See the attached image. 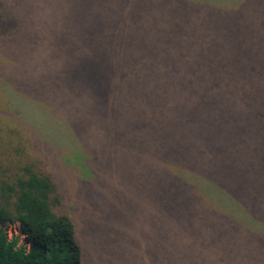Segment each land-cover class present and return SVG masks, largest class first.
I'll return each mask as SVG.
<instances>
[{
  "label": "trees",
  "instance_id": "trees-1",
  "mask_svg": "<svg viewBox=\"0 0 264 264\" xmlns=\"http://www.w3.org/2000/svg\"><path fill=\"white\" fill-rule=\"evenodd\" d=\"M156 11L177 16L170 39L163 40L170 47L164 49L163 41L156 50L145 45L142 58L137 59L144 62L141 78L137 69L124 78L130 102L125 124L153 125L158 131L155 156L140 151L139 161L128 155L116 158L104 148L112 161L105 170L138 171L139 176L129 178L128 185L142 193L155 157L158 186L174 192L175 264H243L248 249L264 242V0H127L119 18L124 16L121 24L125 27L132 24V18L144 19L136 15ZM0 14V35L14 37L23 29L10 15ZM77 14L83 21L89 13ZM112 24L117 23L112 20ZM124 27L95 28L91 41L89 36L82 37L88 43L74 50L71 42L77 39H68L65 33L46 36L43 49L53 60L51 66L40 67L50 77L46 86L38 82L45 80L34 62L26 59L25 47L14 53L13 67L0 73V94L6 98V102L0 98V159L11 164L0 160V223H18L27 243L19 244L18 237L9 238L0 228V264L80 263L82 249L70 215L74 207H67L75 192L62 188L63 183L68 186L67 180L61 183L51 173L37 170L31 160L24 163L28 156L22 128L27 124L33 131L28 135L46 143L43 122L53 119L46 115L43 121L44 110L37 104L58 103L52 90L63 86L70 75L100 77L101 81L107 77L90 87L97 101L101 94H116L118 82L113 75L120 71L115 70V63L122 61ZM128 62L122 61V69ZM149 62L162 68L159 75ZM196 64L210 74L189 77V68L195 69ZM220 64L226 73L222 77L216 75ZM136 83L143 89L133 100ZM28 105L36 110L25 112ZM9 109L15 111L17 130L3 120L9 118ZM88 114L84 112L86 119ZM103 116L96 114L92 121L95 127L100 123L109 126L99 129L98 136L119 134L122 119ZM61 119L65 133L71 136L72 121ZM91 125H81L82 130ZM147 132L139 133L144 144L150 140ZM81 168L82 178L90 181L89 170ZM118 181L113 180L116 187ZM151 238L154 252L170 264L168 245ZM258 264H264V256Z\"/></svg>",
  "mask_w": 264,
  "mask_h": 264
},
{
  "label": "rangeland",
  "instance_id": "rangeland-1",
  "mask_svg": "<svg viewBox=\"0 0 264 264\" xmlns=\"http://www.w3.org/2000/svg\"><path fill=\"white\" fill-rule=\"evenodd\" d=\"M126 1L0 0V13L10 15L8 17L14 18L23 26V29L14 37L0 35V61L2 63L0 73L13 67L10 60L14 53L19 47H25L26 59L34 62V68L45 80L38 82L46 86L50 77H47L40 67L45 63L51 66L53 60L46 56L43 49L46 46L44 38L50 35L59 37L65 33L68 39L69 37L72 40L77 39L71 42L74 43L71 49L74 50L79 44L88 43L82 37L89 36L88 41H91V31L95 28L106 27V30L113 26L123 28L121 23L124 16L120 19L119 12L125 9ZM83 10L88 11L89 14L88 18L82 21V19H78L77 15L79 14L77 13H81ZM136 17H144V19L139 21L132 18V24L124 27L127 28L125 34H122L124 48L119 56L122 61L134 62L129 67L128 62L123 69L122 61L115 63V70H120L117 75H113V77L116 76L115 83L118 82L116 94H101L97 101L93 94L95 89L90 87L95 86L97 81L98 84L107 81V77L101 81L100 77L70 75V77H65L63 86L52 90L58 103L51 100V102L44 101L37 104L38 108L44 110L43 121H46V115L53 119L48 124L43 122L46 143L34 141L36 135L33 137L28 135L33 131L27 127V124L22 128L24 132L22 135L23 146L28 156L24 163L28 164L31 160L30 164L37 170L47 171L59 181L67 180L68 186L63 183L62 188L69 192H75V195L67 200V207H74L70 215L75 226L76 239L80 242L82 249L79 264H169L154 252L152 245L155 240L151 236L162 240L163 245H168L170 264H175L177 256L173 244L174 192L173 188L158 186L155 157H153L150 170L145 175L142 193L136 191L135 188L130 190L128 185L129 178L135 176V179L139 176L138 171L134 174L127 172L126 169H124L125 173L105 170L112 166V161L110 156L108 158L104 154V148H108L116 158L128 155L131 157L130 160L139 161L140 151L148 153L149 156H155L153 152L156 147L154 135H157L158 131L154 130L153 125H147L140 121L134 124L132 121L129 125L125 124L127 114L130 112V102L125 94L127 80L125 81L124 78L134 69H137L139 77L141 76L140 70L144 62L137 61V59L142 58L145 45L150 47L151 44L153 48L150 47L148 50H156L163 40L167 37L170 39L175 25L174 18L177 16L156 11L153 14L136 15ZM32 19V24L40 28V33L32 31V24H30ZM112 20H115L117 24H112ZM150 20H153L151 25H144ZM161 44L164 49L170 47L167 41L166 43L163 41ZM33 58L35 60H32ZM113 58L114 56L112 60ZM133 64L136 66L135 68ZM146 64L148 63L144 65ZM148 65L158 75L159 71H162V68H158L157 64L153 62H149ZM193 67L195 69L189 68V77L201 78L209 73L207 70L200 69L201 64H196ZM219 68L220 72L216 75L218 77L225 76L223 65L220 64ZM135 86L133 100L139 95V89H143V86L138 83ZM1 96L0 94V98L6 102V98ZM29 107L30 105L27 106L28 109L25 112H28L29 109L36 110ZM87 111L89 112L88 120L84 115V112ZM8 112L9 118L3 120L11 128H15L19 124L15 118V111L9 109ZM67 113L72 117H68ZM96 114L104 115V118L113 117L115 120L121 118L124 124L122 123L118 127L120 133H112L110 138L106 135L98 136L99 129L109 126L100 123L95 127V122L92 124V121ZM61 117L72 121L73 133L71 136L65 133ZM83 124H87V126L92 124V127L86 128L84 131L81 126ZM147 130L151 132H147ZM10 131L11 129H9ZM146 132L150 134L148 138L150 140L145 141L144 144L140 140L139 133L146 134ZM118 135L119 138H117ZM2 137L9 138L6 134H3ZM109 150L105 152L110 154ZM0 154L2 153L0 152ZM1 161L11 167V164ZM81 166L87 171L89 170V174L92 175L90 181H85L82 178ZM117 179H119L118 187L113 183V180ZM85 187L89 188L84 189ZM71 201L74 202L73 205ZM0 228L9 238L11 236L18 237L19 244L26 242L18 223L3 222L0 223ZM24 245L26 246L27 243ZM263 256L264 242L257 249L249 248L242 258V263L258 264Z\"/></svg>",
  "mask_w": 264,
  "mask_h": 264
}]
</instances>
